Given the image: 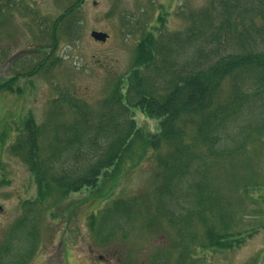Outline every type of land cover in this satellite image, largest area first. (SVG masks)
I'll return each mask as SVG.
<instances>
[{
	"label": "rangeland",
	"instance_id": "1",
	"mask_svg": "<svg viewBox=\"0 0 264 264\" xmlns=\"http://www.w3.org/2000/svg\"><path fill=\"white\" fill-rule=\"evenodd\" d=\"M76 1L80 2L77 10L66 17L72 24V34L67 36L61 32L62 26L54 29L52 24ZM14 4L0 17V77L9 79L41 61L44 64L30 78L20 77V94L0 92V241L9 234L14 221L19 223L17 218L25 215L24 203L37 202L40 196L27 165L8 148L21 135L26 118L42 125L54 115L69 124L77 116L69 98L92 113H102V102L113 94L115 85L121 95L125 94L136 49L149 30L163 42L166 36H184L194 27L193 43L183 59L190 67L209 64V54L218 56L240 46L244 50L264 47L262 36L250 31L248 25V32L242 26L238 29L242 43L233 32L216 40L211 35L216 27L198 35V12L207 0H14ZM76 23L80 27L77 33ZM91 31L106 33L108 39L96 42L90 37ZM162 61V56L161 62L156 56V67L140 68L156 88L161 86ZM178 64L179 59L170 61L173 68ZM229 89V84L224 85L226 93ZM127 117H132L135 127L145 135L159 131L160 120L148 118L138 108L129 109ZM45 142L41 136L42 147ZM244 152L234 158L229 176L222 180L235 204L233 230L241 233L232 239L242 238L240 243L230 248L202 249L198 242H178L181 238L153 207L157 164L154 152L147 148L142 156L126 154L116 173H101L95 189L83 187L62 195L52 186L44 204H34L38 220L35 212L26 214L27 222H36L37 231L36 252L29 264H264V133L255 143L247 144ZM57 161L54 175L81 173L78 168L83 159L61 156ZM118 176L121 179L112 188ZM135 196L139 214L126 232L121 228L109 235L103 229L102 237L97 236L101 212L117 199ZM91 215L95 218L93 230ZM194 232L202 233L196 226ZM20 246L22 243L16 241L15 248L20 250Z\"/></svg>",
	"mask_w": 264,
	"mask_h": 264
},
{
	"label": "trees",
	"instance_id": "2",
	"mask_svg": "<svg viewBox=\"0 0 264 264\" xmlns=\"http://www.w3.org/2000/svg\"><path fill=\"white\" fill-rule=\"evenodd\" d=\"M79 5L77 1L70 5L52 28L62 26L61 32L70 36L72 24L66 17ZM14 6V0H0V17L7 7ZM198 15V35L206 28L216 27L211 34L216 40L233 32L242 43L243 35L238 29L242 26L248 32V25L250 31L264 39V0H207ZM74 27L77 33L80 27L77 23ZM224 27L232 30H217ZM194 37V27L184 36H166L163 42L161 36L157 39L152 30L147 31L136 49L125 94L121 95L115 85L113 94L102 102L105 110L100 114L92 113L85 105H75L69 98L77 109V116L69 124L54 115L42 125L35 124L30 117L25 119L21 135L8 148L27 165L40 196L37 202L24 203L25 215L11 228L9 238H20L22 243L20 256L26 259L33 253L37 234L36 222H27L26 214L35 212L38 220L39 211L36 213L34 204L43 205L52 186L62 195L83 187L95 189L101 173H116L126 154L142 156L147 148L154 152L157 164L153 207L156 215L166 219L181 238L178 242H198L202 249L230 248L241 242L242 238L232 239L241 233L233 230L234 203L222 180L229 176L234 158L243 156L247 144L255 143L264 133V47L244 50L240 46L239 50L218 56L209 54V64L190 67L183 59ZM156 56L160 62L163 58L160 88L151 85L149 77L140 72L141 67H156ZM172 59H179L176 68L170 65ZM43 64L41 61L28 72L16 73L9 79L0 77V92L20 94V77L30 78ZM226 84L230 85L228 93L224 90ZM133 108L148 118L160 120L159 131L145 135L135 127L132 117H127ZM41 136L46 138L44 147L39 143ZM61 156H71L75 161L83 159L78 168L81 173L75 174L73 170L68 175H54L52 171ZM120 176L113 179L112 188ZM138 202L137 196L114 201L101 212L96 235L102 237L103 229L109 235L121 228L126 232L138 218ZM89 219L93 230L94 215ZM148 223L153 224L151 219ZM195 226L201 228L200 235L194 232Z\"/></svg>",
	"mask_w": 264,
	"mask_h": 264
},
{
	"label": "flooded vegetation",
	"instance_id": "3",
	"mask_svg": "<svg viewBox=\"0 0 264 264\" xmlns=\"http://www.w3.org/2000/svg\"><path fill=\"white\" fill-rule=\"evenodd\" d=\"M2 212V209H0V214H2ZM17 219L20 220V217H18ZM14 222L16 223V221ZM9 234L3 235L4 237L0 241V264H22L20 256L21 252L20 250H17V248H15L16 241H20V238L11 240L9 238ZM33 245L35 247V240L33 241ZM32 252L33 253L28 256V258L24 259V264L30 263V260L35 255L36 250L34 249Z\"/></svg>",
	"mask_w": 264,
	"mask_h": 264
},
{
	"label": "water",
	"instance_id": "4",
	"mask_svg": "<svg viewBox=\"0 0 264 264\" xmlns=\"http://www.w3.org/2000/svg\"><path fill=\"white\" fill-rule=\"evenodd\" d=\"M90 37L98 42H105L108 38V35L106 33L100 32V31H91Z\"/></svg>",
	"mask_w": 264,
	"mask_h": 264
}]
</instances>
